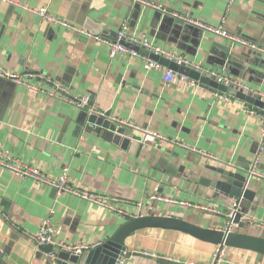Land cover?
I'll use <instances>...</instances> for the list:
<instances>
[{"label": "crops", "instance_id": "crops-1", "mask_svg": "<svg viewBox=\"0 0 264 264\" xmlns=\"http://www.w3.org/2000/svg\"><path fill=\"white\" fill-rule=\"evenodd\" d=\"M20 1L32 8L46 7L77 27L83 28L88 19L99 27V35L109 39L126 20L132 33L145 34L163 51L221 72L264 96L261 51L233 45L181 20L182 24L176 23L178 19L169 15L176 12L221 25L264 49V0H233L230 5V0H147L155 7L130 0ZM130 49L140 57L110 58L105 47L84 35L49 27L0 2L1 66L38 75L33 83L42 90L56 82L59 92L71 100L92 97V112L109 113L110 120L131 122L184 142L216 161L174 145H157L148 137L123 149L82 120V107L4 79H0V147L49 176L66 169L73 187L142 202L141 210L122 205L132 217L171 216L222 231L235 199L199 180H225L210 168L240 174L255 194L241 210L264 222V181L249 179L245 173L261 144L262 113L230 95L219 99L208 87L197 89L179 81L165 84L163 71L148 68L145 59L150 58ZM257 170L264 173V145ZM151 196L196 208L165 204L150 200ZM45 219L54 229L57 252L58 243L96 247L128 218L0 168V264H54L31 238ZM235 231L264 237V228L249 223H240ZM126 246L132 255L120 264H209L218 247L161 229L141 230L126 240ZM222 258V264H264V256L239 249L222 247Z\"/></svg>", "mask_w": 264, "mask_h": 264}, {"label": "built area", "instance_id": "built-area-1", "mask_svg": "<svg viewBox=\"0 0 264 264\" xmlns=\"http://www.w3.org/2000/svg\"><path fill=\"white\" fill-rule=\"evenodd\" d=\"M130 1L133 4L139 3L144 6H154L155 7V5L150 4L147 0H130ZM232 1L233 0L229 1V5L232 3ZM0 2L3 4H9V5L18 7L22 9L23 11L38 17L41 23H44L45 25L49 27L64 28V29L84 35L85 37L94 41L96 44L105 47L107 49L108 56L110 58H114L118 55H126V54L130 55L131 57H140L137 51L130 49L124 45V42H127L129 44L138 45L139 47L149 52H152L155 55H163L166 58L172 59L177 64L187 66L193 69L194 71L205 75L208 78L214 79L215 82L221 83L225 87L232 88L234 90L237 88H240L243 90L244 93H251L252 95H260L259 93L253 91L247 85H244L238 80H232L221 72H217L207 66L201 65L200 63L189 61L188 59H185L183 57H177L175 55H172V54H169L163 51L161 48L154 45L150 41L149 37H147L145 34L135 35L134 33H132L129 30L128 22L126 20L121 23L114 37L109 39V38H104L103 36L99 34H92L91 32H88L81 27H77L69 23L68 21L51 13L46 7H39V8L28 7L26 4L22 3L20 0H0ZM157 8L160 9V7H157ZM160 10L163 13H166L165 9H160ZM169 15L172 16L173 18H176L178 20H181L187 23L188 25L199 28L203 32L210 33L216 37H219L222 40H225L233 45H237V46L244 47V48H249L252 50H258L264 54V49H260L257 46H255L253 43H250L247 40H244L240 37L230 34L229 32L225 31L221 25L216 26V25L203 23L201 21H198L186 15H179L176 12H169ZM145 60H146V65L148 68L163 71L162 81L165 84H171L175 81H179L181 83H186L190 86H193L197 89H208L197 81L189 79L186 76L180 75L175 71L162 67L156 61H153L150 59H145ZM37 78H39V76L36 74H33V73L18 74V73L7 70L6 68L0 65V79L7 80L15 85L22 86L27 89L33 90V91L45 92L50 97H54V98L62 99V100H68L78 107H83L86 104L87 102L86 98H79V99L71 100L67 97H64L59 92V84L56 82H52L53 84H52L51 89L42 90L40 86L33 83V81L37 80ZM210 91L215 97L219 99L226 100L228 97L226 94H221L214 90H210ZM262 98H264V96H262ZM258 120H259L260 127H261V144L259 146V151L255 159L245 169V173L249 179L254 178V179L264 181V173H261L257 170L258 155L263 150V145H264V112L258 116ZM112 121L116 123L118 126L129 129L135 134L140 135L141 137L151 138V140H153L154 143L157 145H162L163 143L170 144V145L177 146L187 152L197 154L207 160H210V161L217 160L215 157L211 156L210 154L206 152L200 151L196 149L195 147L187 145L184 142L173 140V139H168L157 133L150 132L145 127H141L139 125H136L134 123L127 122V121H118L116 119H113ZM0 168L6 171L7 173L11 174L12 176L23 178V179H29L36 185L50 187L54 189L59 195L69 194L71 196L77 197L78 199L86 201L97 207H100L103 210L113 215L127 217L128 219L133 218L131 215H129L126 212L125 209H123L122 205L131 204L133 206H136V208L140 210L143 207L142 202L130 203L117 196L92 193V192L79 189L77 187H73L69 184V178H68V173L66 169H64L63 172L58 176H49L45 174L44 172H42L41 170L35 167H31L30 165L23 163L21 160L17 159L16 157H13L9 152L2 149L1 147H0ZM231 168H234V167L231 166ZM150 200L160 201V202H163L169 205H179L180 207H193L187 203H184L182 201H177L169 197L151 196ZM193 208H196V207H193ZM239 210H240V200L233 201L227 212L228 223H227V226L223 230L224 232L230 233L236 230L238 225L233 221V218L239 212ZM140 216L142 215L140 214ZM136 217H139V215ZM239 221L240 223H249L255 227L264 228V222L256 219L254 216L249 215V214L243 213ZM31 238L39 247L49 245V244L54 245L55 243L54 242L55 241L54 229L50 225V222L48 219H45L41 222L38 231ZM60 249H65L73 253H81L91 248L86 245H73L72 246V245H66L64 243H58V250ZM142 254L146 256H151L150 253L148 252H143ZM47 257L49 258L51 262L55 258V252H49L47 254ZM161 258L167 261L168 260L170 261V259H167L165 257H161ZM222 261H223L222 247L218 246L215 250L212 261L209 264H222Z\"/></svg>", "mask_w": 264, "mask_h": 264}, {"label": "water", "instance_id": "water-1", "mask_svg": "<svg viewBox=\"0 0 264 264\" xmlns=\"http://www.w3.org/2000/svg\"><path fill=\"white\" fill-rule=\"evenodd\" d=\"M176 23H181L177 20ZM83 29L92 34H99L101 31L97 25L93 26L92 21L86 19L83 24ZM128 48L133 47L140 53L147 55L151 60L158 62L166 69L177 72L180 75L186 76L189 79L199 82L221 94L230 95L231 97L241 101L244 105L255 112H264V98L261 95H252L251 93H244L242 89H232L225 87L221 83L215 82L214 79L208 78L193 69L177 64L174 60L166 58L163 55H155L138 45L124 42ZM82 120L86 121L89 127H96L99 129V134L119 144L121 148L125 149L131 142L140 143L142 137L135 134L129 129L118 126L110 120V114L104 113L98 115L92 112V97H89L86 104L82 107ZM142 143V142H141ZM225 180L210 181L200 179L201 184L207 186L212 185L216 190H223L226 196H231L235 200H240V210L233 218V221L240 225V217L244 213L241 206L244 201L254 200L255 194L247 189L246 177L240 174L224 171L221 169L210 168ZM228 220V219H227ZM145 229H161L176 231L189 235L202 242L231 249H239L243 251L253 252L264 256V237L247 234L240 231L226 233L220 229L205 228L183 219L164 215H144L139 217L129 218L121 224L119 229L113 236L107 238L103 243L81 253H73L65 249H60L55 252V258L51 261L54 264H119L124 259H128L132 254L128 251L126 240L134 236L137 232ZM40 250L48 254L54 252L52 244L40 246Z\"/></svg>", "mask_w": 264, "mask_h": 264}]
</instances>
